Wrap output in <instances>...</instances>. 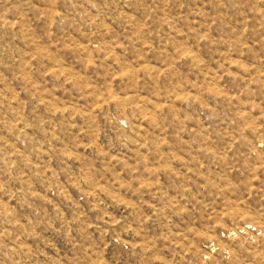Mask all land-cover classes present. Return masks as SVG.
<instances>
[{
  "label": "rangeland",
  "instance_id": "rangeland-1",
  "mask_svg": "<svg viewBox=\"0 0 264 264\" xmlns=\"http://www.w3.org/2000/svg\"><path fill=\"white\" fill-rule=\"evenodd\" d=\"M0 264H264V0H0Z\"/></svg>",
  "mask_w": 264,
  "mask_h": 264
}]
</instances>
